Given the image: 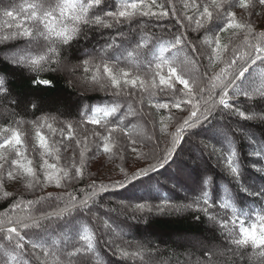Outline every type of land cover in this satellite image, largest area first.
I'll use <instances>...</instances> for the list:
<instances>
[{
  "label": "trees",
  "instance_id": "obj_1",
  "mask_svg": "<svg viewBox=\"0 0 264 264\" xmlns=\"http://www.w3.org/2000/svg\"><path fill=\"white\" fill-rule=\"evenodd\" d=\"M13 1V5L9 3L1 4L0 6V35L16 31V22L4 15L6 11H13L18 19L23 20L26 13L22 9L30 3L38 2L36 0ZM53 2L64 3L65 0H54ZM124 2L131 3L133 0H102L101 5L94 10V14L103 15L107 11H114ZM186 2H190V0H159V3H167L168 9H171L173 4L175 5V12L171 13L163 21H157L155 18L150 17L136 16L131 21H124L120 24H115L110 18H105L107 23L113 24L112 27H103L96 24L83 25L81 23L79 25L82 29L80 34L74 37L68 45H56L59 49V56L54 59L59 62L45 64L42 70L38 72L33 70L27 63L24 66L17 65L20 67L9 64L7 59L2 57V52L10 49L12 51L15 49L22 50L30 45L33 48L29 52V57H36L46 54L43 50L47 48L49 41L43 38H33L32 43H29L28 38L0 41V80L4 82L2 87L7 92H11L13 99L17 103L11 106L6 95H0V103L9 109L7 113L0 112V129L10 127L21 131L24 146L27 149L26 155L33 160L40 179H43L44 175L42 167L44 159L67 171L69 158L75 156L76 160H79L78 153L80 151L85 153L83 164L84 179L71 182L63 181L62 183L69 185L67 188H58L55 183L49 184L47 182L35 188H29L28 184L31 180L24 176H20L15 181L7 179L2 181L7 187H0V220L9 218L13 212L14 204H20L25 212L31 211L37 217H42L44 212L53 211V207H49V202L41 201L42 197L50 195L53 197L63 196L64 201H56V205L63 207L64 203L67 202L68 192L78 200H83L88 198L93 192L91 185L93 183L96 185L95 192L97 195L92 196L89 200V209L76 211L72 217L62 221L61 224L64 230L51 231L49 229L51 234L44 241L45 249L50 253H56L60 258V264H74L73 257L65 256L64 253L73 250L72 244L78 239L76 231L83 224H87L89 230L93 233V249L83 255L77 254L75 256V259L79 260V264H109L111 260L123 264H138L136 262L138 261L137 259H142L146 249H137L135 247L138 244L136 235L125 236L122 241H119L116 237L107 236L109 229L112 231L111 229L115 226L126 233L137 231L136 226L134 227L133 224H130L136 218L142 223L139 228L147 227V229H151L156 233L178 234L180 236H209L212 241L224 242L233 255L228 259L217 257L215 264H264V256L259 254V249L251 245L246 248L236 249V246L228 243L225 236L231 229L230 222L228 229L221 230L218 225L221 221L226 219L230 221V219L234 218L231 207L227 212L225 209L220 208V204L224 202L235 205L237 209L236 215H241L242 212L249 214L250 218L249 216L241 215V218L245 220L246 227H250L253 223L259 225L256 216L258 213L264 214V98H259V92L254 91L264 88V64L259 61L255 65L249 63L247 65L249 72L241 80L235 82L241 89L249 91L254 97L253 100H249L241 95L236 100L230 101L249 118L241 117L231 110H224L222 106L217 108L209 102L208 106L212 108V113L196 127L187 129L182 142L178 145L171 159L163 167H157L155 170L149 167L150 163H155L152 158L147 163L143 162L137 167H133L135 159L138 158L137 160L140 161L142 159L143 161L145 159L144 155L149 154V152H147V148L143 151L141 149L138 150L139 148L137 149L136 147V151H132L133 140L138 144L146 142L141 138L139 125L135 126L131 115L128 116L129 111L133 107L136 109L135 111H137L138 118L144 129L153 136V139L158 140V145L154 147L155 151L158 152L156 154H160L172 144L176 128L179 126L177 121L182 114L181 109L187 111L191 106L182 105L181 109H176L172 105L179 101V95L173 97L170 94H166V90L158 89H152V94L149 95L141 89L139 82L135 89L131 88L130 85L124 86L120 94L116 96L112 95L113 90L111 88L102 89L99 85L92 82V76L98 75L93 65L101 63L98 54H101L104 45H113L108 50V58L110 59L108 62L110 65L118 71L125 69L131 72L132 78L139 81V79H150L152 73L155 72V64L153 63L149 67L147 63L148 60L152 59V53L147 52L145 49H135V43L140 38V35L160 37L167 36L169 33L176 35L184 33V43L188 46L179 52L182 53L179 57L184 60L186 65L194 64L197 67V71H184L179 63L177 64L178 71H181L185 79L189 80L190 87L210 86L209 89H212L211 91L208 89L202 97L199 94H194V98L198 95L199 100L197 103L201 105L202 109L204 101H210L211 96H215L218 103L219 96L217 92L219 89L212 88L213 82L208 81L207 77L209 75L213 77L221 75L222 69L227 67L226 61L232 58V52H235L237 57L243 58L240 60V64L244 63V59L252 52L251 47L248 45L259 43L260 38L264 37V11L259 7L248 11L237 8V20H250L256 39L252 40L249 38L245 41L243 33L239 30L217 33L221 36L222 44L227 45L231 52L224 56L222 61L215 59L209 61L210 46H206V41L211 40L212 34L219 31L222 22L217 20L209 25L205 22L206 29H200L199 31L195 30V24H193L186 31L184 27L187 24L185 15H192L191 11L184 8ZM195 2L204 5L210 0H195ZM153 11H159V8H153ZM255 14V18H252ZM68 15L70 16L71 13L69 12ZM66 23L71 24L72 21L67 20ZM9 24L13 27L9 28ZM138 28H146L147 31L142 32ZM138 32L142 34H138ZM52 39L56 38L53 37ZM95 40H101V42L95 46ZM86 43L89 44L87 47L84 46ZM192 45L200 48L199 53L190 52ZM37 47H39L38 50L35 49ZM89 50L91 52H88ZM130 51L133 52V57L131 58L127 56ZM173 51L175 52V50ZM156 52L158 55V50ZM91 55L93 56L90 57ZM165 55L169 56L170 53H165ZM139 56H143L144 61ZM118 57H121L119 61L116 60ZM85 59L90 61L88 65L89 72L87 73L84 71L83 64ZM65 64L66 67L70 65L72 68L77 67L79 70L75 72L71 69V73L64 72L63 65ZM231 71H235V69H231ZM201 72L202 74H200ZM202 76L203 79H201ZM5 77L10 78V80H5ZM35 79H47L51 83L48 86L39 85L34 83ZM77 85L84 86V92ZM177 87H181V90H183L182 86L177 85ZM32 102L37 103L36 109L31 107ZM195 102L196 100L193 101V103ZM158 103H167L170 107L157 108L155 105ZM112 106H118L119 110L115 115L119 116L123 121V123L119 124V128L123 129V132L118 130L113 135L112 152L106 154L103 152L102 138L92 135V132L97 127H102V125L87 124L86 120L91 116V112L88 109ZM145 111H148V113ZM167 113L171 116L167 117ZM41 117H46L48 122L57 129L54 135L49 133L47 128L42 131L48 137L50 151L53 153V149L58 150L57 156L60 157L58 158L61 159L60 161L54 157V154L50 157L43 155V150L39 149L38 143L35 141L34 122ZM113 119L114 117L109 118V120ZM165 119L166 121L172 120L174 122L171 129L167 131L168 137H165V132H161L163 127L160 121ZM68 124L73 125V136L81 141L79 146L74 141L67 139L66 126ZM235 124L238 125L239 130L232 127ZM61 131H65L64 137H61ZM85 134H87L86 145L83 143ZM190 142H192L194 149L184 153ZM136 143L135 145L137 146L138 144ZM232 148H235L237 152V156L234 159L240 168L238 178L231 174L226 163ZM138 154L142 156L138 157ZM196 154L202 157V161L199 162ZM103 157L106 160H112V162L116 161L114 164L120 163V165H116L119 168L114 167L113 170H107L103 166L105 164L104 161L96 162ZM149 157L151 156L149 155ZM190 160L193 161L192 165L197 167V169H193V172L202 177L199 182H194L192 185L180 180L177 174L180 172L181 166L188 167L187 169L192 167ZM205 166L207 168L202 170ZM121 168L129 170V174L133 170L139 172L141 169L147 170L148 173L128 184L125 182L123 187H117L114 182L121 178ZM116 170L117 172H115ZM0 176L6 177V170L0 172ZM206 180L208 181L207 184H205ZM102 185L107 188L106 192L100 190ZM6 191L10 193L8 197L4 195ZM136 191L139 194L136 195ZM204 192H207L209 202L212 204V207L209 208V214L216 217L217 223L210 222L208 216L200 211L203 206L202 198ZM131 193L134 195L132 199L129 196ZM29 200L33 201L31 205L28 203ZM194 200H200V205L193 204ZM37 201L40 202L38 203ZM137 203H143L146 207L157 205L177 206L178 204H183V206L191 204L192 207L184 208V212L176 214L149 213L146 210H135ZM116 204H119V207L123 208L125 212L120 211ZM102 209H107L111 213L102 214ZM140 212L148 214L144 217V220L135 216ZM15 213L20 214V209H15ZM196 216H199V219ZM12 218L14 219L15 215H12ZM41 223L47 226L49 221L41 220ZM208 223L214 225L212 230L208 228ZM21 231L22 234L25 232L23 229ZM41 231L42 229H31L28 230V235ZM80 234H83L82 228ZM4 235L5 233H0V253L17 255V253L13 252L15 239L9 243L7 239L3 238ZM54 241L55 244L53 243ZM107 242H111V244ZM25 243L28 245L25 251L29 255L23 258L17 256L18 259L30 258L32 264H45V262L46 264H56V257L52 255L44 257L39 248L33 250L28 236L25 237ZM81 243L83 244L84 242ZM121 250L136 254L124 256L121 255ZM193 252L204 260L212 257V254L207 251L194 250ZM161 253L164 257H167L165 253H169L170 257L182 258L181 256L185 251L182 248L165 247L164 250H161ZM62 256L68 257V260H64ZM0 264H16V261L11 259L9 261L0 260ZM160 264L172 263L168 259ZM209 264H212V262L210 261Z\"/></svg>",
  "mask_w": 264,
  "mask_h": 264
},
{
  "label": "snow or ice",
  "instance_id": "obj_2",
  "mask_svg": "<svg viewBox=\"0 0 264 264\" xmlns=\"http://www.w3.org/2000/svg\"><path fill=\"white\" fill-rule=\"evenodd\" d=\"M101 3L102 0H65L64 3L53 2V0H38V2L30 3L22 9V11L26 13L23 20L18 19L13 11H6L4 15L16 22V31L0 35V41L18 38H28L29 43H32L33 38H43L49 41L46 54H41L36 57L17 56L13 58V63H27L33 70L38 72L42 70L45 64L59 62L54 59L59 56V49L56 45H68L74 37L80 34L82 29L79 25L81 23L83 25L96 24L103 27H112L113 24L107 23L105 18H110L115 24L131 21L136 16L150 17L155 18L157 21H163L165 18L169 17L171 13L175 12L174 4L171 9H168L167 3H159V0H133L131 3H121L114 11H107L103 15H95L94 10L98 8ZM257 7L264 9V0H210V2H206L204 5L196 3L195 0H190V2L184 4V8L191 11L192 15H185L187 24L184 25V27L187 31L195 24V30L199 31L200 29H206L205 22L209 25L213 21H221L222 26L218 32L212 34L211 40L206 41V46H210L208 55L209 61L213 59L222 61L223 57L231 52V49L227 45L222 44L221 36L217 33H224L229 30L235 32L239 30L243 33L245 41L249 38L255 40L256 35L252 30L251 21H243V19L238 21L236 9L239 8L240 10L248 11ZM153 8H159V11H153ZM69 12L71 13L70 16L68 15ZM67 20H71L72 23H66ZM8 27L12 28L13 26L9 24ZM139 31L146 32L147 29H139ZM53 37L56 39H52ZM184 41V33H179L178 35L169 33L167 36L160 37H146L140 35V38L135 43V49H145L147 52L152 53V59L148 60L147 63L149 67L153 63L155 64V72L152 73L150 79L145 78L139 79L138 81V79L132 78L131 72L125 69H120L118 71L113 68L108 62L110 59L108 58L107 48L102 49L101 54H98L101 63L93 65L98 75L92 76V82L99 85L102 89L111 88L113 90L112 95L114 96L119 95L124 86L130 85L131 88L135 89L138 82L141 89L149 95L152 94V89H158L166 90V94L175 97L181 94V87H177V85L182 86L184 90L183 95L181 99L172 106L176 109H181L182 105H190L191 107L187 111L181 109L182 114L177 121L179 126L176 128L171 146L166 147L163 153L160 154H156L154 147L151 153L145 155V159H148L150 155L155 161V163H150L149 165L152 170H155L157 167H163L171 159L178 145L182 142L184 133L187 129L196 127L203 120L208 118L212 113V108L208 106L209 102L217 108L222 106L224 110H231L241 117L246 119L249 118L245 116L244 112L239 111L230 101L236 100L241 95L249 100H253L254 97L249 91L241 89L235 82L241 80L245 74L249 72L247 66L249 63L255 65L259 61L261 64H264V37L260 38L259 43L248 45L251 47L252 52L244 59L243 64H240V60L243 58L237 57L235 52H232V58L226 61L227 67L222 69V74L215 77L211 75L207 77L208 81L213 82L212 88L219 89L217 92L219 96L218 103L216 97L211 96L210 101H204V107L202 109L200 104L193 103L194 94H199L202 97L208 90L207 87H190L189 80L185 79L181 71H178L177 64H184V60L179 57V52L182 51L184 47L188 46ZM108 47L111 48L113 45H108ZM156 50H158V55ZM173 50H175V52ZM199 51L200 48L196 45H192L190 48L191 53H199ZM165 53H170V55L166 56ZM92 56L93 55L90 57ZM127 56L129 58L133 57V52H128ZM120 59L121 57L116 58L117 61ZM89 63L90 61L88 59L83 61L84 71L86 73L89 72ZM238 64H240L239 67H237ZM231 69H235V71H231ZM201 79H203V76ZM3 83V80H0V88H2ZM34 83L48 86L51 82L47 79H35ZM254 91L259 92V98H264V88ZM31 107L36 109L37 103L32 102ZM155 107L169 108L170 105L167 103H158ZM118 110V106L88 109V111L91 112V116L87 118L86 123L96 126L102 125V127H97L96 130L92 132V135L102 138L103 152L106 154L112 152L113 135L118 130L123 132V129L119 128V124L123 123V121L119 116L115 115L118 113ZM110 117H114V119L109 120ZM160 123L162 124L163 121H160ZM34 124L35 141L38 143L39 149L43 150V155H53L50 151L48 137L42 130L47 128L48 132L54 135L57 129L53 127V124L48 122L46 117H41L39 120L35 121ZM73 131V125L68 124L66 126L67 139L74 141L76 145L79 146L81 141L73 136ZM165 131L166 128L161 129V132ZM60 135L64 137L65 131H61ZM86 141L87 134H85V139L83 141L85 145ZM132 143V151L135 152L136 148L134 145L136 141L133 140ZM26 151L27 149L24 146V139L22 138L20 130L10 127L0 129V172L6 170V177L0 176V187H7L6 184L2 183L5 179L15 181L18 180L20 176L30 178L31 182L28 184L29 188H35L45 182L49 184L55 183L58 188H67L69 185L62 183L63 181L71 182L84 179L83 164L85 153L83 151L78 153L79 160H76L75 156L69 158V168L67 171L63 168H58L55 163H49L47 159H44L42 165L44 169L43 179L39 178V173L34 166V162L27 157ZM5 153H7V155H5ZM236 156L237 152L235 148H232L226 163L231 174L238 178L240 175V168L235 163L234 158ZM121 173V178L114 182L117 187H123L125 186V182L128 184L136 178L146 175L148 172L145 169H141L139 172L133 170L131 174H129V170L121 168ZM207 183L208 181L206 180L205 184ZM91 188L93 192L88 198L83 200H78L68 192L67 202L64 203L63 207L56 205V201H64L63 196L53 197L50 195L48 197H42L41 201H47L49 202V207H53V211L44 212L42 217H37L31 211L25 212L20 204H14L13 212L10 214L9 218L0 220V233H5L3 238L7 239L9 243H11L13 239L16 241L13 245V252L17 253V255H10V259L16 261V264H32L30 258H17V256L23 258L29 255L25 251L28 247L25 243V237L28 236L33 250L38 248L41 249L44 257L52 255L56 257V264H60L59 256L45 249L44 241L47 236L51 234L49 229H51V231L64 230L61 224L62 221L72 217L73 213L76 211L89 209V200L92 196L97 195L95 192V183L91 185ZM100 190L106 192L107 188L102 185ZM4 195L8 197L10 193L6 191ZM13 199L15 198L13 197ZM37 202L39 203L40 201ZM28 203L31 205L33 201L29 200ZM200 203V200L193 201L195 205H200ZM202 205L200 211L208 216L210 222L215 223L216 217L209 214V208L212 207V204L209 202L207 192L203 193ZM191 207V204L184 206V208ZM230 207L234 218L230 219V221L226 219L220 222L221 230L228 229L229 222L231 224V229L225 236V239L228 240L229 244L236 246V249L246 248L251 245L259 249V254L264 256V214L258 213L256 216L259 225L253 223L250 227H246L245 220L241 218V215L249 216V214L242 212L241 215H236L237 209L235 205H230L228 202L220 204V208L225 209L226 212ZM17 208L20 209V214L15 213V209ZM135 210H146L149 213L156 212L164 214H176L182 211L179 206L157 205L154 207H146L143 203H137L135 205ZM12 215H15L14 219ZM196 218L199 219V216H196ZM41 220H47L49 224L45 226L41 223ZM81 228L83 229V234H80ZM21 229L25 230L23 234ZM31 229H42V231L28 235V230ZM76 233L78 239L72 244L73 250L65 252V256L74 257L77 254L83 255L93 249V233L89 230L87 224L81 225ZM81 242L84 243L82 244ZM53 243L55 244V241ZM135 254L136 253L130 254L121 250V255L124 256Z\"/></svg>",
  "mask_w": 264,
  "mask_h": 264
},
{
  "label": "rangeland",
  "instance_id": "obj_3",
  "mask_svg": "<svg viewBox=\"0 0 264 264\" xmlns=\"http://www.w3.org/2000/svg\"><path fill=\"white\" fill-rule=\"evenodd\" d=\"M36 1H38V0H36ZM13 2H14L13 0H0V6H1V4H9V3L13 5ZM263 11H264V9H263ZM255 16H256V14L252 18H255ZM139 34H142V33H139ZM100 42H101V40H98V41L95 40L94 45L97 46ZM88 45L89 44L86 43L84 46L87 47ZM90 45H92V44H90ZM32 48H33L32 46L28 45L26 48H24L22 50L15 49L14 51H12L10 49L6 52H2V57L7 59L8 63L11 65H16V66L17 65H23L24 66V65H26V63H21V64L13 63V58L17 57V56H24V57L28 56L29 57V55H30L29 52ZM38 48L39 47H37L35 49L38 50ZM104 48H107V52H108V50H109L108 45H106V46L104 45L102 47V49H104ZM43 52L47 53V48H45V50H43ZM88 52H91V50H89ZM179 55H182V53H179ZM193 55H195V54H193ZM142 57L143 56H139V58L142 61H144V58H142ZM63 66H64L63 67L64 72H67V73L68 72L71 73V69H72V71H75V72H77L79 70L77 67L72 68V66H70V65H69V67L68 66L66 67V64ZM17 67H20V66H17ZM182 68L184 69V71H187V72H190L192 70L197 71V67L194 66V64L193 65L192 64H189V65L183 64ZM200 74H202V72ZM5 80H10V78L5 77ZM77 86H79V85H77ZM209 87H207V89H209ZM79 88H81V91L84 92V90H85L84 86H79ZM209 90L211 91L212 89H209ZM183 92L184 91L181 90V94L179 95L180 98L178 100L181 99ZM0 95L1 96L6 95V98L9 99L11 106H14V104H17L16 101L13 99L11 92H9V91L7 92L6 89H4L3 87L0 88ZM194 100H196L195 103L198 102V100H199L198 95H197V97H195L193 99V101ZM0 102H1V98H0ZM8 110L9 109L7 106H2V104L0 103V112L7 113ZM135 110L136 109L133 107L129 111L128 116L131 115L132 119L134 120L133 123L135 124V126L139 125V127L141 128V130H140L141 138H143L146 143H139V144L136 143L138 145L137 146L134 145V146L137 149L139 148L138 150L141 149L143 151H145V149L147 148L148 149L147 152L150 153L153 150L154 146L156 147L158 145L157 144L158 140L153 139L152 138L153 136L150 133H148L147 130L144 129L141 121L138 118V113ZM131 112H132V114H131ZM145 112L148 113V111H145ZM172 112H174V111H172ZM169 113H171V112L169 111ZM169 113H167V117L171 116V115H169ZM150 114H148V115H150ZM155 119H156V117H155ZM175 123H176V119H175ZM173 125H174V122L172 120L166 121V119H165L163 121L162 127L166 128V131H165L166 136L165 137H168L167 131H169ZM232 127L237 129L238 125L235 124ZM237 130H239V128ZM147 141H148V143H147ZM190 141H192V140H190ZM150 145L151 146L153 145V146L151 147ZM191 149H194L192 142H190V144L188 145V148L184 151V153H188ZM156 153H158V152H156ZM53 154H54V157L58 161L61 160V159H58L60 157L57 156L58 155L57 149H53ZM194 155H195V153H194ZM139 156H142V155L138 154V157ZM196 156H197L196 158H198L199 162L202 161V157H200L199 154H196ZM144 157H145V155H144ZM150 158L151 157H149L148 159H143V161H142V159H140V161L137 160L138 158L135 159L133 162L134 163L133 167H137L138 165H140L143 162L147 163L148 160H151ZM51 160H53V159H51ZM53 161H55V160H53ZM99 161L105 162V164L103 166H105L104 168H106L107 170H109V169L113 170V168L116 167V165H120V163L114 164V162H116V161L112 162V160H106L104 157L101 158L100 160H97L96 162H99ZM190 163H191L190 165L192 166V167L190 166L191 168L187 169L188 167L181 166L180 170H179L180 172L177 174L179 175L178 178H180V180H183V181H185V183L192 185V184H194V182H199L200 178H202V177L200 175L198 176L196 172H193V169H195V168L197 169V167H196V165H192V163H193L192 160H190ZM116 168H119V167H116ZM205 168H207V167L205 166L204 168H202V170H204ZM132 169H134V168H132ZM115 172H117V170ZM135 193H136V195L139 194V193H137V191ZM129 196H131L130 199H132L133 198L132 196H134V195L131 193ZM116 205H117V208L120 209V211L125 212L123 208L119 207V204H116ZM177 206H180L182 208L181 212L185 211L183 204H178ZM108 213H111V212L108 211L107 209H102V214H108ZM137 214L138 215H135V216L138 218L140 217L143 220H144V217H146L148 215V214L142 213V212L137 213ZM132 221L133 222H131V223L128 222V223L133 224L134 227L136 226L135 228L137 229V231H133L134 233L133 232L132 233L123 232L117 226H115L113 228L114 230L111 229L112 231H110V229H109V233L107 234V236L108 237H114V238L116 237V239H118L119 241H122L125 236L130 237L132 235H136L138 238V241H137L138 244H136L135 247H137V249L138 248H145L146 249L145 255L142 257V259H137L138 261H136V262L138 264H160V263H162L168 259H170L172 264H209L210 261L212 262V264H215L217 257H223V258L228 259V258H231V256L233 255L232 252L228 249L227 245L224 242H222V241L220 242L218 240L212 241L209 236H206V237L205 236L204 237L193 236V235H191V236H180L178 234L166 235L165 233L153 232L151 229H147V227L146 228L143 227V229L139 228V225H141L142 223H140L137 218L132 220ZM218 225L220 226L219 223H218ZM208 228L212 230L214 228V225H212L211 223H208ZM138 230H139V233H138ZM107 243L111 244V242L110 243L107 242ZM149 247H151V248H149ZM165 247L182 248L185 251V253L181 256L182 258H177L175 256L170 257L168 255L169 253H165V255H167V257H164L161 253V250H164ZM194 250L210 252L212 254V257L210 259L208 258L207 260H204L199 255H195V253L193 252ZM63 256H62V258H64V260H66V259L68 260V257H63ZM9 259H10L9 254L3 253V252L0 253V260L1 261H9ZM73 261H74V264H79V262H78L79 260L75 259V256L73 257ZM109 264H123V263L114 262L111 260Z\"/></svg>",
  "mask_w": 264,
  "mask_h": 264
}]
</instances>
